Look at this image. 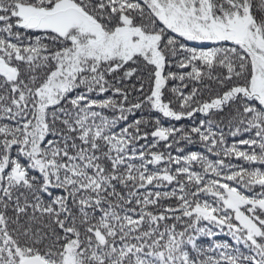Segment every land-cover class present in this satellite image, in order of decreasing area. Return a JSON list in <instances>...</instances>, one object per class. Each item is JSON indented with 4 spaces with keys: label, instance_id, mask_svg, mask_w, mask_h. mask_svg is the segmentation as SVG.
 <instances>
[{
    "label": "snow or ice",
    "instance_id": "obj_1",
    "mask_svg": "<svg viewBox=\"0 0 264 264\" xmlns=\"http://www.w3.org/2000/svg\"><path fill=\"white\" fill-rule=\"evenodd\" d=\"M0 264H264V0H0Z\"/></svg>",
    "mask_w": 264,
    "mask_h": 264
}]
</instances>
